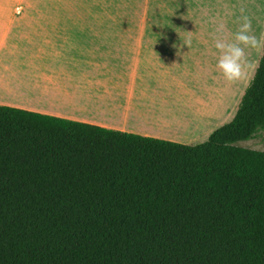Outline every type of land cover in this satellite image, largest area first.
Returning a JSON list of instances; mask_svg holds the SVG:
<instances>
[{"label": "trees", "instance_id": "trees-1", "mask_svg": "<svg viewBox=\"0 0 264 264\" xmlns=\"http://www.w3.org/2000/svg\"><path fill=\"white\" fill-rule=\"evenodd\" d=\"M263 129L264 48L198 143L0 105V264H264Z\"/></svg>", "mask_w": 264, "mask_h": 264}, {"label": "crops", "instance_id": "crops-1", "mask_svg": "<svg viewBox=\"0 0 264 264\" xmlns=\"http://www.w3.org/2000/svg\"><path fill=\"white\" fill-rule=\"evenodd\" d=\"M54 4L0 0V105L186 144L213 130L195 125L206 114L184 41L198 34L90 29Z\"/></svg>", "mask_w": 264, "mask_h": 264}, {"label": "rangeland", "instance_id": "rangeland-1", "mask_svg": "<svg viewBox=\"0 0 264 264\" xmlns=\"http://www.w3.org/2000/svg\"><path fill=\"white\" fill-rule=\"evenodd\" d=\"M49 6L54 12L90 15L83 22L90 29H184L191 36L189 52L195 54L194 76L196 92L201 98L204 113L196 130L205 133L229 120L239 97L250 79L261 49H246L252 62L247 77L227 83L216 70L217 52L213 47L217 27L224 25L222 35L231 40L240 26L241 9L251 19L252 34L264 38V0H54ZM199 44L195 46V43ZM195 42V43H194ZM201 96V97H200ZM217 101V102H216ZM197 114V113H196ZM193 128V127H192ZM190 128V129H192ZM195 131V130H194ZM197 131V132H198ZM208 131V130H207ZM206 131V132H207ZM202 138L193 142L198 143ZM236 145L264 151V129L253 138L235 142Z\"/></svg>", "mask_w": 264, "mask_h": 264}, {"label": "clouds", "instance_id": "clouds-1", "mask_svg": "<svg viewBox=\"0 0 264 264\" xmlns=\"http://www.w3.org/2000/svg\"><path fill=\"white\" fill-rule=\"evenodd\" d=\"M243 13L244 9L242 8L240 26L231 40L222 35L223 24L218 25L217 33L220 35L214 38L213 47L217 52L215 67L223 80L229 84L245 79L248 70L252 68V62L246 49L264 48V39L252 34L251 19ZM184 44L190 47L191 40H185Z\"/></svg>", "mask_w": 264, "mask_h": 264}]
</instances>
